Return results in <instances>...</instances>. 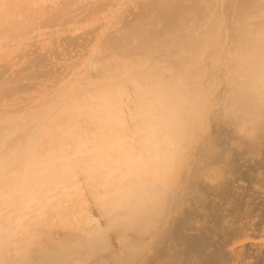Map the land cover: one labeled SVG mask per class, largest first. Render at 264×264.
<instances>
[{
	"label": "bare ground",
	"instance_id": "6f19581e",
	"mask_svg": "<svg viewBox=\"0 0 264 264\" xmlns=\"http://www.w3.org/2000/svg\"><path fill=\"white\" fill-rule=\"evenodd\" d=\"M240 138L264 139V0H0V264H201V227L264 264Z\"/></svg>",
	"mask_w": 264,
	"mask_h": 264
},
{
	"label": "rangeland",
	"instance_id": "374dc122",
	"mask_svg": "<svg viewBox=\"0 0 264 264\" xmlns=\"http://www.w3.org/2000/svg\"><path fill=\"white\" fill-rule=\"evenodd\" d=\"M128 7V6H127ZM127 7H125V10H124V12H127ZM129 8V7H128ZM263 139V138H262ZM261 139V141H260V143L258 144V145H253V147H255V150L253 149V147L251 146V148L255 151L254 153H252L253 151L251 150V152L249 151V148H250V144H248V147L246 146V143L244 144V141L240 138V140H239V143H238V145L240 144V142H241V147H238L239 149L238 150H242L243 148H242V146H244V153H246L245 152V150L246 151H249L250 153H252L251 154V156L253 155V154H255L256 153V150L257 149H260V150H257V152H258V154L260 153V157L258 158L257 156V154H255L256 155V157L258 158V160H257V158H255L256 160H254L253 159V157H251V158H248L249 156L248 155H250V153H248L247 152V158H248V161L247 162H244V164L242 163V160H240L241 161V163L243 164V166H240V171H241V173H243V176H242V174L240 173V174H238L239 175V177H240V180H242V182L244 181V183H246L249 179L250 180H254V178H256V179H258V181H260L259 180V178H258V175H260L259 177L261 178V183L262 184H264V139L262 140ZM263 141V142H262ZM242 143H243V145H242ZM259 145H260V147H259ZM258 147V148H257ZM233 148H234V146H233ZM248 148V149H247ZM250 148V149H251ZM257 148V149H256ZM237 149V148H236ZM263 150V151H262ZM242 153H243V151H242ZM242 156H244V154H242ZM246 156V155H245ZM241 158H243V157H241ZM246 158V159H247ZM245 159V158H244ZM245 159V160H246ZM257 161V162H256ZM253 162V163H252ZM260 162V163H259ZM256 163V164H255ZM258 163V164H257ZM243 168H244V170H243ZM256 171V172H255ZM249 173V174H248ZM254 173V174H253ZM260 173V174H259ZM255 174H257V177H255L254 175ZM254 177H252V176ZM245 177V178H244ZM244 179V180H243ZM255 179V180H256ZM247 180V181H246ZM257 181V180H256ZM254 182V181H253ZM257 183V182H256ZM256 183H253V184H256ZM260 183V184H261ZM250 184H252V181H248V183H247V185H250ZM258 184V183H257ZM258 206H260L261 208H259ZM257 207H258V209L256 208V206H255V208L257 209V210H259V213H258V211L255 209V213H254V216H255V214H256V211H257V216H253V222H254V220H256V221H260V219H262V218H264V206L262 207L261 205H258ZM263 210V212H261ZM262 213V214H261ZM261 214V215H260ZM110 217L111 216H109L108 218H107V220L110 222L111 220H110ZM112 217H114V216H112ZM111 217V218H112ZM257 217V218H256ZM101 218H103L104 219V217H98V220H99V222H101L100 221V219ZM106 218V217H105ZM116 218V217H115ZM256 218V219H255ZM113 219V218H112ZM258 219V220H257ZM102 220V219H101ZM178 220V221H177ZM177 220L175 221V225H178L179 224V218H177ZM80 221H81V218H80ZM104 221H106V219H104V220H102V222H104ZM107 221V222H108ZM256 221L254 222L255 224H256ZM54 222L55 221H52V223H51V221H48V223H50V224H53V225H51L50 226V224L49 225H46V223L47 222H45L44 223V226L46 225V229H44V226H42V225H40L41 227H42V232H44V233H47V232H49V231H51L52 229H53V226L54 225H56L58 222L56 221V224H54ZM79 222V221H78ZM107 222H105V226L104 225H102L103 227H104V232L106 231V229H108V231H106V233L108 232L110 235H111V237H110V239H114L115 241H114V245L116 244V239H115V237L117 236L116 235V233H124L123 231L125 230H122L121 229V227H122V224H121V222H118L120 225H118L117 224V222H116V225L114 224V219L111 221V223H110V227H109V224H106ZM108 222V223H109ZM113 222V223H112ZM60 224H59V226L60 225H62V221H60L59 222ZM74 223V222H73ZM82 222H80V224H81ZM258 223H260V222H257V224ZM111 224H112V229H111ZM255 224H253V225H255ZM106 225H108L107 227H106ZM174 225V226H175ZM259 225V224H258ZM257 225V226H258ZM58 226V224H57V226H54V228H57V227H59ZM116 226H120V227H115ZM256 226V225H255ZM254 226V227H255ZM41 227H39V228H41ZM49 227H52L51 229H49ZM113 228L114 229H117L118 231H119V228H120V231L119 232H116L115 230H113ZM38 229V228H37ZM36 229V230H37ZM202 227L201 228H199L198 229V231H188V230H186L185 231V229H183L182 230V232H181V239H183V241H182V245H183V248H186V249H193V250H195L196 252H197V258H198V261L201 263V264H235V263H233V262H235L234 260H232V258H231V256L228 254V253H225V251L222 249V247H221V245H220V243H219V240L217 239V236H215L213 233L210 235V232H208L207 233V231H209V230H207V229H205V228H203L202 230ZM41 230V229H40ZM110 230H113V232L112 231H110ZM126 231V230H125ZM38 232V231H37ZM37 232H35V233H37ZM115 232V233H114ZM127 232V231H126ZM205 232V233H204ZM212 232V231H211ZM189 234V235H188ZM207 234V235H206ZM209 234V235H208ZM17 235H18V233H17ZM30 235V234H29ZM105 235V234H104ZM107 235V234H106ZM31 236H34V235H31ZM183 236L185 237V238H183ZM18 238H20L21 239V237H20V235L19 236H17ZM105 237H107V236H105ZM35 238L37 239L38 237L37 236H35ZM34 238V239H35ZM42 238V237H41ZM31 239L33 240V238L31 237ZM185 240L187 241V242H185ZM19 241V240H18ZM110 240L108 239V237L106 238V240H105V246H106V242H107V245H108V243L110 244V242H109ZM112 243L113 242H111V246H113L112 245ZM2 245V244H1ZM10 245V244H9ZM8 245V246H9ZM110 246V245H109ZM109 246H107V248H103L104 250H102L101 252L103 253V254H106L108 251H109V249L110 248H108ZM192 246H193V248H192ZM114 247V246H113ZM112 247V248H113ZM188 247V248H187ZM191 247V248H190ZM195 247H197V250L195 249ZM1 249H2V247H0ZM4 248V247H3ZM6 248V247H5ZM4 248V249H5ZM12 248H14V247H11V246H9L8 247V249L9 250H11V252H12ZM219 248V249H218ZM4 249H2V250H0V253H1V251H3ZM105 249L107 250V252L105 251ZM198 249H199V251H198ZM208 249V250H207ZM248 249L253 253H251L250 251H248ZM14 250V249H13ZM16 250V249H15ZM105 251V252H104ZM201 251V252H200ZM207 253H206V252ZM247 251H248V253H250V255L247 253ZM254 251H256V252H254ZM258 250H254V249H252V248H247L246 250L244 249V252H245V254H247V256H248V258L250 259V261H248L246 264H261V261H260V258H259V252H257ZM3 252H7V250L6 251H3ZM8 252H10V251H8ZM198 252H199V254L200 255H198ZM255 253H257V255L255 254ZM208 255V256H207ZM0 256H1V254H0ZM250 256V257H249ZM258 256V257H257ZM119 258V257H118ZM120 259H122V257H120ZM211 261H210V260ZM121 261V260H120ZM122 262H124V261H122ZM219 262V263H218ZM250 262V263H249ZM259 262V263H258ZM109 263H112L113 264V262H111V260L109 261ZM115 263H117V264H122L121 262L119 263V259H116V261L114 262V264ZM236 264H239L238 262H236Z\"/></svg>",
	"mask_w": 264,
	"mask_h": 264
}]
</instances>
